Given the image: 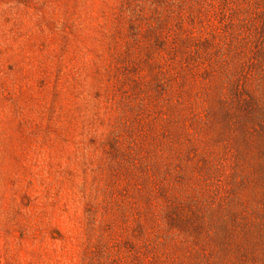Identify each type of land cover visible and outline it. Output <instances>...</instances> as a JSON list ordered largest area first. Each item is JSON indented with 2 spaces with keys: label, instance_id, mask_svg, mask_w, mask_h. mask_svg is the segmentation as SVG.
Instances as JSON below:
<instances>
[{
  "label": "rangeland",
  "instance_id": "obj_1",
  "mask_svg": "<svg viewBox=\"0 0 264 264\" xmlns=\"http://www.w3.org/2000/svg\"><path fill=\"white\" fill-rule=\"evenodd\" d=\"M0 264H264V0H0Z\"/></svg>",
  "mask_w": 264,
  "mask_h": 264
}]
</instances>
